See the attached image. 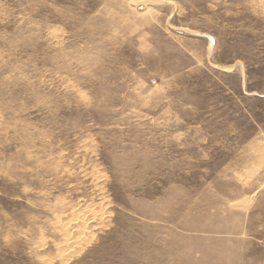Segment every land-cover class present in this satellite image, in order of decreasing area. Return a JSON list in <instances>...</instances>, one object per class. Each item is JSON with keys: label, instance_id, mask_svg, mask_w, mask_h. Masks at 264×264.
Segmentation results:
<instances>
[{"label": "rangeland", "instance_id": "1", "mask_svg": "<svg viewBox=\"0 0 264 264\" xmlns=\"http://www.w3.org/2000/svg\"><path fill=\"white\" fill-rule=\"evenodd\" d=\"M0 264H264V0H0Z\"/></svg>", "mask_w": 264, "mask_h": 264}]
</instances>
